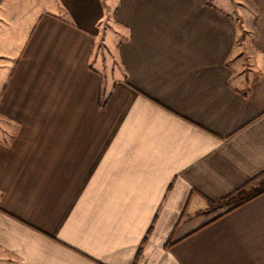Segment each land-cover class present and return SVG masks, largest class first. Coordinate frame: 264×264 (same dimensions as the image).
Segmentation results:
<instances>
[{
    "label": "crops",
    "instance_id": "crops-1",
    "mask_svg": "<svg viewBox=\"0 0 264 264\" xmlns=\"http://www.w3.org/2000/svg\"><path fill=\"white\" fill-rule=\"evenodd\" d=\"M263 181L264 0H0V264H264Z\"/></svg>",
    "mask_w": 264,
    "mask_h": 264
},
{
    "label": "trees",
    "instance_id": "trees-1",
    "mask_svg": "<svg viewBox=\"0 0 264 264\" xmlns=\"http://www.w3.org/2000/svg\"><path fill=\"white\" fill-rule=\"evenodd\" d=\"M262 194H264V181L261 182L257 187L249 188L248 186H242L220 201L211 202V209L212 211L224 209L225 211L221 214L222 216L254 200Z\"/></svg>",
    "mask_w": 264,
    "mask_h": 264
},
{
    "label": "rangeland",
    "instance_id": "rangeland-1",
    "mask_svg": "<svg viewBox=\"0 0 264 264\" xmlns=\"http://www.w3.org/2000/svg\"><path fill=\"white\" fill-rule=\"evenodd\" d=\"M249 188H251V187H249ZM224 211H225L224 209H222V210H213V211L211 209L209 212H211L210 213L211 217H216L217 215H219L220 213H223Z\"/></svg>",
    "mask_w": 264,
    "mask_h": 264
}]
</instances>
